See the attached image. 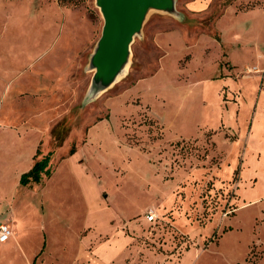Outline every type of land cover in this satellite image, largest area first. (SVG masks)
<instances>
[{
	"label": "rangeland",
	"instance_id": "obj_1",
	"mask_svg": "<svg viewBox=\"0 0 264 264\" xmlns=\"http://www.w3.org/2000/svg\"><path fill=\"white\" fill-rule=\"evenodd\" d=\"M227 1L176 0L173 16L149 11L126 74L95 96L90 59L103 27L97 0H0V136L17 147L19 163L51 153V179L31 188L45 205L38 209L44 215L29 218L44 229L35 258L17 252L0 264H94L77 261L78 232L93 223L108 231L109 221L128 222L136 212L137 239L161 263L176 264L193 250L194 264H264V246L252 243L264 235V202L241 210L232 230L227 223L239 206L242 152L257 105L264 111V0ZM258 123L245 153L262 158ZM251 162L262 188L264 160ZM17 175L10 171L4 182L17 195L0 197V223L11 228L16 197L28 195ZM169 191L170 210L148 203ZM156 209V222L140 220Z\"/></svg>",
	"mask_w": 264,
	"mask_h": 264
},
{
	"label": "crops",
	"instance_id": "obj_2",
	"mask_svg": "<svg viewBox=\"0 0 264 264\" xmlns=\"http://www.w3.org/2000/svg\"><path fill=\"white\" fill-rule=\"evenodd\" d=\"M259 121L261 122L264 121V111L259 112V108L257 105L256 111L254 112V116L252 118L251 129L245 143L246 146L249 145V148L251 145L249 143L248 138L251 137L253 130L255 132V130L258 128L257 124H259L258 123ZM246 146L244 147V151L242 152L243 155L241 158L242 167L240 170V175H239L240 180L238 181V189H237V193H238L237 199L239 201V206L234 211L235 214L232 217H230L227 221L228 226L230 228L229 231L233 229L232 221L236 219V215L241 210H245L252 206H259L264 202V185L262 188H260L257 185L256 176H258L259 174H257L256 170L250 172L249 171L250 167L248 165L249 161H252L251 163L257 166L259 163H261L264 160V156L261 158V153L259 151L250 152L251 156H248V154L245 153ZM0 149L2 150V152L0 153V197L4 193H6V196L8 197L9 191L12 189L4 184L5 179L10 171L19 172V175H17L16 178V185L17 187L24 189L25 191H28V195L22 193L20 194L21 196L16 197L13 211L10 215V218L13 220V224H12L13 229L11 228L13 231V235L6 242L7 244L5 243L0 244V257L2 259L7 260L13 253L19 252L21 254V257L23 255L24 257H26V259L35 258V253L37 252L36 250H38L40 246L41 229L43 230V232L44 229L42 228V226L39 227L38 229L31 227L32 225L29 222V218L30 217L39 218L41 215H44V213H40L38 210L40 206L39 204L44 205V203L42 201H35L34 193L38 190L37 189L32 190L31 188L36 187L39 189V185H45L46 183V182L43 183L44 180L43 178L49 180L51 179V175L48 177L42 176L39 182H34L32 180H29L26 184H22L20 180L22 179V176L24 174L30 171V169L33 166L32 163L30 161H26L27 159L25 157H23L22 162L19 163V161L16 160L17 158H15L17 155L16 153L17 147H10L8 139L6 137L0 136ZM71 149H74V147H71L70 150ZM9 150L10 151L12 150L11 153L9 152ZM75 153L76 151L74 149L73 154ZM49 154L51 156V153ZM68 155L69 157L72 156L69 153ZM50 156H48L49 157L48 164L50 161ZM46 157L47 156L43 157L42 159ZM11 191H13L14 193V190ZM13 195H17V194L14 193ZM249 195H251V199H248L247 201L244 198H242V197H249ZM172 199H173V192L169 191L163 194L162 199L161 196L159 198V195L150 197L148 203L149 204L153 202L156 204L159 203L161 204L162 207L164 208L166 207L167 209L170 210L171 208L169 207H171L172 204V201L170 204V200ZM157 209L155 210L156 219L154 221L148 222L146 220L145 215H143V217L140 218V220H144L147 223L153 224L154 222H156L158 218ZM44 211H45V207H44ZM142 212L143 209L140 211V214ZM259 212L262 214L261 217L263 218L261 222L264 223V210H261L260 208ZM138 213L139 212H136L130 214L129 216H126L125 221L128 220V222H121V221L116 222V220L114 219L113 221H109V224H112L113 226L111 228H108V231L105 232L100 231L99 223H93V225L91 226L87 225L86 227H84L77 234V238L80 242V256L77 258V261L90 260L94 264H172V263H161V260L159 259L160 256L146 249L144 245H142L141 242L137 239V236H140L141 234L138 220H134V218L139 215ZM255 220L258 219L255 218ZM89 229L91 231L94 230V233L92 234L93 236H95L94 238L93 236L89 238L88 236L89 234L88 232L90 231ZM87 230L89 231L87 232ZM262 230L264 231V224ZM84 232L87 233L85 235H81ZM43 234H44L43 237L45 238V233ZM33 235H35L36 237V242L29 240V238H31ZM252 243H254V245L263 247L264 235L262 239H260V237H257V241L253 240ZM88 247L92 248L91 253L89 251H86ZM184 252L185 250H183V252L181 253ZM186 254H189L188 256H191V259L187 260L188 256L186 257ZM197 256L198 253H195V251L193 250L187 251L183 254V256L180 259H178L176 264H194L195 257ZM32 264H35V259L33 260Z\"/></svg>",
	"mask_w": 264,
	"mask_h": 264
},
{
	"label": "water",
	"instance_id": "obj_3",
	"mask_svg": "<svg viewBox=\"0 0 264 264\" xmlns=\"http://www.w3.org/2000/svg\"><path fill=\"white\" fill-rule=\"evenodd\" d=\"M103 18L100 39L90 59L91 92L95 96L109 89L128 69L130 45L140 34L149 11L175 15L176 0H97Z\"/></svg>",
	"mask_w": 264,
	"mask_h": 264
},
{
	"label": "trees",
	"instance_id": "obj_4",
	"mask_svg": "<svg viewBox=\"0 0 264 264\" xmlns=\"http://www.w3.org/2000/svg\"><path fill=\"white\" fill-rule=\"evenodd\" d=\"M233 0L227 1L228 4H231ZM59 2L63 5L71 4L74 2V0H59ZM74 153V149H71L69 154L72 155ZM48 160L49 157L47 156L46 158L42 159L41 161L35 162L30 169L29 172L24 174L22 176V179L20 182L22 184H26L29 180H32L34 182H39L42 176L48 177L50 176V172L48 167Z\"/></svg>",
	"mask_w": 264,
	"mask_h": 264
},
{
	"label": "built area",
	"instance_id": "obj_5",
	"mask_svg": "<svg viewBox=\"0 0 264 264\" xmlns=\"http://www.w3.org/2000/svg\"><path fill=\"white\" fill-rule=\"evenodd\" d=\"M156 219V214L154 211L150 210L146 213V220L152 222ZM13 235V231L9 224H0V244L6 243L10 237Z\"/></svg>",
	"mask_w": 264,
	"mask_h": 264
}]
</instances>
